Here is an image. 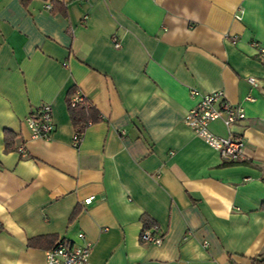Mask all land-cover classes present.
Listing matches in <instances>:
<instances>
[{
  "label": "crops",
  "instance_id": "obj_1",
  "mask_svg": "<svg viewBox=\"0 0 264 264\" xmlns=\"http://www.w3.org/2000/svg\"><path fill=\"white\" fill-rule=\"evenodd\" d=\"M57 1L66 17L0 0V264H45L30 240L80 233L88 264H264V0ZM74 86L103 118L79 143ZM191 89L244 108L245 160L223 162L185 125ZM42 105L49 140L26 123ZM143 216L160 246L141 242Z\"/></svg>",
  "mask_w": 264,
  "mask_h": 264
},
{
  "label": "built area",
  "instance_id": "obj_2",
  "mask_svg": "<svg viewBox=\"0 0 264 264\" xmlns=\"http://www.w3.org/2000/svg\"><path fill=\"white\" fill-rule=\"evenodd\" d=\"M49 10L51 6H48ZM240 19V16H236ZM87 19V17H85ZM236 41V37H234ZM113 44L116 49L121 48V42L118 38H113ZM260 54L264 56V49H260ZM252 86L257 87L258 81L255 78H249ZM190 97L196 101L185 116V125L206 145L217 151L223 162L233 164L246 159V139L235 132V129L246 120V113L242 106H235L226 99L223 91H216L210 94L201 93L197 89L190 90ZM248 101H254V98L248 97ZM81 103L79 95L73 98V106ZM222 123L227 134L220 136L211 130L215 123ZM28 128L34 139L49 140L55 132L53 111L51 106L42 105L38 112L33 113L26 120ZM75 143H79V136L75 132ZM20 152H24L21 147ZM95 197L85 201V205L90 206L94 203ZM80 243H73L63 239L49 250L45 251V264H88L92 253V244L88 242L85 235H78ZM141 240L145 244L160 246L163 243V237L157 236L152 231L142 234Z\"/></svg>",
  "mask_w": 264,
  "mask_h": 264
},
{
  "label": "trees",
  "instance_id": "obj_3",
  "mask_svg": "<svg viewBox=\"0 0 264 264\" xmlns=\"http://www.w3.org/2000/svg\"><path fill=\"white\" fill-rule=\"evenodd\" d=\"M30 0H21V2L28 6ZM51 13L57 14L60 13L64 17L67 16V9L66 5L61 1L51 0ZM79 95L81 98V103L76 104L73 106V98ZM67 106H68V113L72 123V126L75 132L79 136V142L81 141L85 132L92 126L101 123L103 118L99 110L90 102V100L85 97L76 86L72 87L68 94H67ZM13 139L10 136L6 138V152L13 151L14 143ZM264 209V204H263ZM79 210H75L71 217V221L75 220L78 216ZM142 221L144 223V231L143 233L150 231L151 228L156 227L154 222H152L148 217L143 216ZM142 233V234H143ZM142 236V235H141ZM58 240L55 236H45V237H38L36 239H32L29 242L30 247H41L45 249H51ZM142 243H144L141 240Z\"/></svg>",
  "mask_w": 264,
  "mask_h": 264
}]
</instances>
